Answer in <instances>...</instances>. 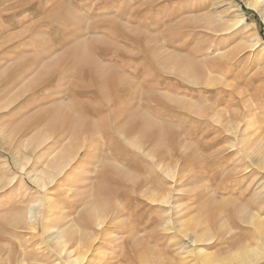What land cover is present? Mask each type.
<instances>
[{"label":"rangeland","instance_id":"obj_1","mask_svg":"<svg viewBox=\"0 0 264 264\" xmlns=\"http://www.w3.org/2000/svg\"><path fill=\"white\" fill-rule=\"evenodd\" d=\"M255 1L0 0V264H67L57 229L80 264H201L185 229L257 244L212 247L264 192Z\"/></svg>","mask_w":264,"mask_h":264},{"label":"bare ground","instance_id":"obj_2","mask_svg":"<svg viewBox=\"0 0 264 264\" xmlns=\"http://www.w3.org/2000/svg\"><path fill=\"white\" fill-rule=\"evenodd\" d=\"M259 1H255L253 3H250V5L255 7L256 9H258L264 16V9H263L264 6L261 3L263 1L262 0H261V2H259ZM250 114H251V112L244 113L243 116H240V119L242 120L245 116L250 115ZM236 132H235V134H236ZM246 147L249 148V145H247ZM15 154L17 156V153H15ZM261 161L264 162V157H259L258 160L253 161V162H256V164L258 166H260ZM40 175H41L40 173L35 174L33 181H36V183L39 182V184L42 187H45L50 181L47 183V180H49V179L46 180V178H45V180H42V177ZM32 177H33V175H32ZM50 178L52 180V177H50ZM240 193L244 194V190H241ZM263 202H264V192L256 195L255 199L250 201L251 204L249 203V205H246V204L242 205L239 203L240 205L239 206L237 205L238 207H236L234 210H231V209L228 210V212L226 213V217L228 218L230 216L233 219L234 228H233V230L229 229V231H230L229 234L225 233V234H228V236L218 237L219 240L217 242H215L216 244L212 247L217 248V250H224V249L226 250V249L233 248L235 246V243H237V238H241L242 236L244 238L250 237L248 235L249 233L247 234L244 232V230H246L247 228H249V230H250L248 232H252V234H257V233L259 234V240L257 239L258 242L256 245L249 246L245 249H242V248H237L234 250L232 249L233 251L230 250L231 253L229 255L226 254V256L228 255L227 257H219L217 253L209 252L208 250H206L207 245L210 244L208 242L212 240V238H210L207 235L208 234V228H206L207 230L202 231V233H200V234L198 233L199 232L198 230H193L194 232H192V230H190V229H185L184 233H182L184 236H186L188 238L187 242L184 244V245H186L185 247H188V249L190 248V251L192 253L196 254V257L198 258V261L201 262V264H259L262 261L264 262V219L261 215ZM106 209H105V211H106ZM101 210L103 212V209H101ZM106 218H107L106 213H104V214L102 213L101 215H99V217H97L95 219L96 224L102 225ZM227 218H226V220H227ZM223 219H224V217H222V220ZM179 226L183 227V224H180ZM235 229H238L240 234L237 235L236 232L234 231ZM218 235H220V233H218ZM245 235H246V237H245ZM65 237H66L65 231L64 230L61 231L60 229H57L51 235V239L53 241L52 246L57 250L58 254L61 256L62 259H63V257H66V263L67 264H80L83 260H85L86 253L88 252L87 249L90 248L91 242L89 244H86L85 249L83 250V252L81 254L73 255L74 248H71V247L68 248L67 247L68 243L70 242V239H69V242L67 243ZM254 242H255V240H254ZM206 243H208V244H206ZM190 251H188V252H190ZM181 255H183V254L181 253ZM197 258H195V259H197ZM160 260H161V264H162L163 260L162 259H160ZM155 261H158V260H155ZM155 263H157V262H155ZM163 263H164V261H163Z\"/></svg>","mask_w":264,"mask_h":264}]
</instances>
